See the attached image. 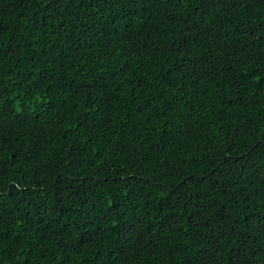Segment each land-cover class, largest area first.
Wrapping results in <instances>:
<instances>
[{
  "label": "trees",
  "instance_id": "obj_1",
  "mask_svg": "<svg viewBox=\"0 0 264 264\" xmlns=\"http://www.w3.org/2000/svg\"><path fill=\"white\" fill-rule=\"evenodd\" d=\"M0 264H264V0H0Z\"/></svg>",
  "mask_w": 264,
  "mask_h": 264
}]
</instances>
